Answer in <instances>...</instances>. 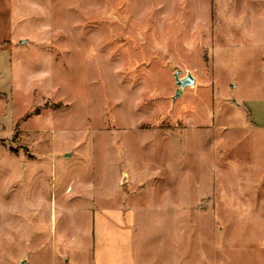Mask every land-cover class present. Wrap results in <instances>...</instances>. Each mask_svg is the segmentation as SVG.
<instances>
[{
	"label": "rangeland",
	"instance_id": "rangeland-1",
	"mask_svg": "<svg viewBox=\"0 0 264 264\" xmlns=\"http://www.w3.org/2000/svg\"><path fill=\"white\" fill-rule=\"evenodd\" d=\"M0 74V264H264V0H0Z\"/></svg>",
	"mask_w": 264,
	"mask_h": 264
},
{
	"label": "crops",
	"instance_id": "crops-1",
	"mask_svg": "<svg viewBox=\"0 0 264 264\" xmlns=\"http://www.w3.org/2000/svg\"><path fill=\"white\" fill-rule=\"evenodd\" d=\"M242 105L249 112L251 125L264 130V99L244 100ZM2 108L3 100L0 98V111ZM3 127L0 124V132ZM134 226L133 209L129 207L96 210L93 213V248L89 264H153L154 260L150 262L146 257L137 256ZM169 264H173L172 260Z\"/></svg>",
	"mask_w": 264,
	"mask_h": 264
},
{
	"label": "water",
	"instance_id": "water-1",
	"mask_svg": "<svg viewBox=\"0 0 264 264\" xmlns=\"http://www.w3.org/2000/svg\"><path fill=\"white\" fill-rule=\"evenodd\" d=\"M181 73L182 69L180 68H178L174 73V78L178 86L176 95L180 94L185 89V87L195 85V77L193 76V74L188 72L185 77L181 78Z\"/></svg>",
	"mask_w": 264,
	"mask_h": 264
}]
</instances>
